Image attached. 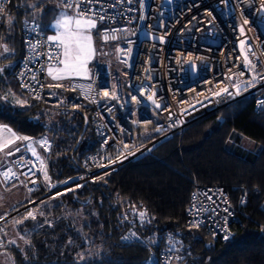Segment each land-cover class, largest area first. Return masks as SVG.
Masks as SVG:
<instances>
[{"label":"built area","instance_id":"built-area-1","mask_svg":"<svg viewBox=\"0 0 264 264\" xmlns=\"http://www.w3.org/2000/svg\"><path fill=\"white\" fill-rule=\"evenodd\" d=\"M49 2L76 13L75 5L66 8L63 0H44L40 7L43 9ZM262 5L264 0H143V4L141 0H97L92 4L85 3L83 7L92 8L97 14L93 18L100 23L96 30L101 44L114 43L118 62H132L126 83L130 96L126 98L110 83L113 74L108 66H93L88 79L63 81L65 86L76 89L93 110L98 148L85 155L83 169L78 175L53 182L51 178L50 181L44 180V172L40 170L41 161L43 167L46 166L44 160L39 155L40 159H37L26 147L1 168L4 182L19 181L30 193L40 192L24 206L30 208L37 201L62 196L118 170L152 144L172 133L181 134L189 122L222 106L250 99L254 110L259 111L264 106ZM3 7L0 49L5 45V32L11 18L7 0H4ZM19 8L30 10L32 16L21 21L22 56L14 76L26 95L37 97L45 90L47 68L59 65L56 60L49 59V53L55 56L59 49L41 31L42 12ZM99 16L104 19L99 20ZM146 34L154 38L145 37ZM105 35L107 41L103 39ZM139 35L142 38L137 40ZM240 42H243L241 49ZM245 55L255 68L246 65ZM249 83L252 86H247ZM238 84L239 94L235 87ZM224 88L228 92H222ZM104 92L109 95L105 97ZM149 112L161 119L153 126L154 135L146 131L142 140L141 131L137 129L153 122ZM117 156H120L118 161ZM9 170V178L5 180L3 173ZM242 199L247 202L244 190L238 196L239 205L246 203L242 204ZM120 206L121 240L142 244L147 250L145 264H175L183 257L180 240L174 239L172 234H164L162 240L155 233L148 236L140 230L147 220L144 208L128 209L123 203ZM140 212L146 215L140 217ZM6 220L7 217L0 219V229L3 230L0 231V245ZM235 220L236 213L226 187L201 183L193 178L186 205V223L191 226L193 222L198 223L211 231L215 238L228 241L232 237L230 225ZM225 235L229 239H224Z\"/></svg>","mask_w":264,"mask_h":264},{"label":"trees","instance_id":"trees-1","mask_svg":"<svg viewBox=\"0 0 264 264\" xmlns=\"http://www.w3.org/2000/svg\"><path fill=\"white\" fill-rule=\"evenodd\" d=\"M43 1L7 0L11 22L4 43L11 66L4 86L26 105L0 102V123L30 138L49 135L52 145L46 168L52 181L59 182L80 173L85 155L98 148V137L93 110L78 92L76 99L74 89L61 84L59 94L67 98L62 102L48 97L46 87L41 95L30 97L15 79L22 56L21 21L32 16L30 10L19 7L31 9L30 5ZM56 12L51 2L43 7L44 35L49 36ZM105 45L113 46L115 52L114 43ZM115 69L114 65V75ZM242 137L253 140L257 148H245ZM193 178L228 190L236 213L230 240L221 241L205 226L186 223ZM242 190L247 202L239 205ZM39 195L32 193V200ZM263 201L264 106L255 111L250 99H240L189 122L181 134L157 141L118 170L62 196L35 202L36 219L21 225V230L28 229L29 243L22 247L5 243L0 248L10 252L15 264H145L146 248L121 240L123 203L128 209L146 210V225L140 228L146 235L155 233L164 240L163 235L169 233L180 240L184 252L176 264H264Z\"/></svg>","mask_w":264,"mask_h":264},{"label":"snow or ice","instance_id":"snow-or-ice-1","mask_svg":"<svg viewBox=\"0 0 264 264\" xmlns=\"http://www.w3.org/2000/svg\"><path fill=\"white\" fill-rule=\"evenodd\" d=\"M64 5L66 8H72L75 5L76 13L75 15H67L63 14L60 19H58L53 25L55 29H57L56 33L54 35H50L47 37V40L51 42L55 48L59 49V51L54 56L52 53H49V59H54L57 61L58 64L62 65V67H56L53 68L50 66L48 68V74L51 76V78L54 81L64 80V79H70L73 77L83 76L86 72V65L89 60V58L93 55L95 52V48L93 46V35H92V29H95L97 27V19L93 18L97 14L94 12L92 8H85L83 5L85 3L92 4L94 2H97V0H63ZM4 0H0V13L4 12L3 7ZM141 3L143 4V0H141ZM31 9L35 11H43V9L40 7L39 3H35L29 6ZM262 10H264V5H262ZM91 13V16L89 15ZM103 16H99V20H103ZM9 22H11V18H9ZM248 21L245 20V24H247ZM241 32H243V28L241 29ZM115 39V36L112 37ZM104 41L108 40V36L105 35L103 37ZM243 43V42H241ZM4 51L7 52L9 49L7 46L4 47ZM246 65H249L252 68H255V65L252 64V62L248 59V57L245 55L244 57ZM0 71H3V69H0ZM243 75V74H242ZM264 78V77H262ZM256 77H253V80H255ZM243 83V82H241ZM61 84H56L55 87H62ZM247 86H252L251 83H249ZM237 88V94H239V88L240 85H235ZM222 92H228L227 88L221 89ZM220 93H217L219 95ZM229 95H232V93H228ZM109 95L108 92H104V96L107 97ZM151 100L152 97H149ZM133 100H136V97L133 96ZM138 102V101H137ZM158 108L160 107L159 104L156 105ZM11 131L10 129L8 130ZM159 131V129H157ZM15 136V134H12ZM30 137L23 136V137H15V140H21V141H27ZM15 140L8 139L4 141L3 143H0V150H4L9 148V146L13 143H15ZM47 141H43V145H46ZM29 149L32 150V153L34 156L37 157V159H40V157L36 154L35 150L32 149L31 145H28ZM128 145H125V148H127ZM47 150V149H45ZM16 152H19L20 149L17 147L15 149ZM7 155H12V151H8L6 153ZM121 156L124 155V153L120 154ZM120 159V156H117V161ZM116 161H109V163H115ZM42 167L41 171L44 172V180L50 181V177L48 176V173L46 169L43 167V162L41 161ZM10 171H6L3 173L5 180L9 178ZM12 175H15V173H12ZM66 183V181L64 182ZM50 187H54V185H49ZM223 195V193H221ZM59 195V193L57 194ZM55 198V197H53ZM225 203H227V199L225 198ZM245 200H241V203H245ZM225 211L227 212L228 209L226 208ZM140 217H144L146 215L145 212L139 213ZM231 215V213H229ZM31 218L33 220L36 219L35 215L30 211L28 212L25 219ZM0 219H3V217H0ZM22 220L15 221L16 224L22 223ZM51 226V225H49ZM193 227H199L198 223L193 222ZM0 231H3L0 229ZM23 238V237H21ZM224 239H229L228 235H225ZM9 243H15V241H10ZM25 243H29V241H25Z\"/></svg>","mask_w":264,"mask_h":264},{"label":"crops","instance_id":"crops-1","mask_svg":"<svg viewBox=\"0 0 264 264\" xmlns=\"http://www.w3.org/2000/svg\"><path fill=\"white\" fill-rule=\"evenodd\" d=\"M53 5H55L57 7V10H58V8H61V9L65 10V12L67 11V12L75 14V12H73L72 10H67L64 7H62L61 5H58V4H55V3H53ZM42 13H43V11H42ZM97 23H98V25L100 24L99 22H97ZM9 25H10V22H9ZM99 44H100V47L98 49V55L102 54V55H106L107 57H111L110 56L111 55V50L107 49L104 45L101 44V42ZM4 47L0 49V69H3V71H0V95L5 96L6 99H7L9 97L14 96L15 94L11 93L10 90L6 86H4L5 84H7V81L5 80L6 71H7V69H9V66H11V62H10V60L8 58V55L10 54V51L5 52L4 51ZM113 54H114V52H113ZM95 65L103 66V67L104 66H108V68L110 67V69L112 70V74L114 75V70H113L114 65H113L112 60H109L107 58H103V59L100 58L98 61L91 62V64H90L91 71H92L93 66H95ZM52 67H56V66H52ZM48 68H47L48 79H47V83H46V95L48 97H50V98L58 97L61 102L62 101H66L67 100L66 96L65 95L62 96L61 94H59L60 93V91H59L60 87L59 88L55 87V85H56L55 82L56 81L54 82V80L51 78V76H49ZM74 90L76 91V99H77V98H79V96L77 94L78 91L76 89H74ZM16 97H18V96H16ZM15 105H18L20 107H24L26 104L22 101V103L20 102V103H17ZM9 129L11 130L10 132L8 131ZM13 133L15 134V136L12 135ZM23 136L24 135L18 133L10 125H8L6 123H0V143H3L4 141H6V140H8L10 138L15 140V137H23ZM43 141H47V144L43 145ZM28 145H31L32 149L35 150L36 154L39 155L45 162V158H46V156H47V154H48V152H49V150L51 148L52 142H51L50 136L46 135V134H42V135H40V136H38L36 138H30L27 141L15 140V143L11 144L9 146V148L4 149V150H0V174L1 175H2L1 168L3 167V165L7 164L10 161L11 157L13 155H15L16 153H18V152L15 151V149L17 147H19V149H20L19 152H21V151H24L26 149V147L29 149ZM45 149H47V150H45ZM8 151H12L13 154L12 155H7L6 153ZM30 151L32 152V150H30ZM44 168L47 171L46 166ZM48 176L50 177L49 174H48ZM4 184L9 190H11V192L18 190L19 187H21L22 190H24L23 195L18 200L19 204H16L14 206V207H16L18 205H22L17 210H14L13 212H11V210L14 208L13 207L12 209H10V215H6V213L4 212L5 208H1L0 209V217H7V220L4 222L5 232L3 234V239H2L3 243L2 244H5V243L8 244L10 241H13V240L17 239L16 238L17 236L14 237V236H11L9 234V230H8V222H9V220L11 218H14V222L13 223H14L15 229L18 232L20 231L19 233L21 235H25L26 232H28V229H26V227H24L23 230H21L22 229L21 225L24 223V221L31 220V218L25 219V217L27 216L28 212L31 211L33 213V215L36 216V209H35L34 205H32L30 208H28V207L24 208V206H26L27 204L32 202V193H30L29 191L26 190V188L24 187L22 182L16 181V182H13L11 184H6L4 182ZM14 184H18V185L14 186ZM263 203H264V201H263ZM19 211H23L21 213V216L18 215ZM17 220H22L23 222L20 223V224H16L15 221H17ZM24 243L25 242H23V244ZM0 264H15L14 261H13L12 255L10 254V252L7 249L0 248Z\"/></svg>","mask_w":264,"mask_h":264},{"label":"rangeland","instance_id":"rangeland-1","mask_svg":"<svg viewBox=\"0 0 264 264\" xmlns=\"http://www.w3.org/2000/svg\"><path fill=\"white\" fill-rule=\"evenodd\" d=\"M63 14H67V15H75L73 13H70V12H65V10L61 9V8H58L57 10V13L55 15V17L53 18V20L51 21V23L49 24V27H50V32H49V36L50 35H54L57 31V29H55L53 27V25H55L56 21L58 19H60V17L63 15ZM97 26H98V23H97ZM97 28V27H96ZM96 28L95 29H92V35H93V46L95 48V52L93 53V55L89 58L88 62H87V65H86V72L83 76H78V77H73V78H77V79H88L89 76H91V62L93 61H98L100 58L103 59V58H107L109 60H112L113 62V65L116 66V73L115 75H113L112 79H111V84L115 87V88H118L122 93L123 95L128 98L130 96V92L127 88V80L129 78V74H130V66H131V61H126V62H118L117 60V57H116V53L114 52V48L113 46L111 45H105V47L109 50H111V57H107L106 55H98V49L100 47V40H99V36L98 34H96ZM145 37H148V38H154V36H150V35H147ZM142 38V35H139L137 37V40L141 39ZM239 48L241 49V42L238 44ZM114 52V54H113ZM134 57V54L133 56L131 57V60L133 59ZM133 61V60H132ZM56 67H62V65H57ZM56 67H53V68H56ZM192 73H194V70H191ZM73 78H70V79H73ZM67 79H64V80H59V81H54L56 84H59V83H62L63 81H65ZM53 82V83H54ZM14 95V94H13ZM4 101H7L11 104H17V103H22L21 101V98H18L16 97L15 95L12 96V97H9L6 99L5 96L3 95H0V102H4ZM149 115L153 118V122H150L148 124H143L141 125L140 127H138L137 130L141 131V136L144 138L146 136V131L149 132L150 135H154L153 133V126L158 122L160 121V117L155 114L154 112H149ZM142 128V129H141ZM241 142L243 144V146L247 149H256L257 148V145L256 143L247 138V137H242L241 139ZM126 163V162H125ZM0 209L1 208H5V213L6 215H10V209H12L16 204H19L18 203V200L21 198V196L23 195V192L24 190H22L21 187H19L18 190L16 191H12L9 190L5 184H4V181H3V177L2 175L0 174ZM18 184H14V186H16ZM25 200V199H24ZM263 208H264V203L262 204ZM14 218H11L8 222V230H9V234L11 236H14L16 237L17 239H15V245L19 246V247H22L23 246V242L26 241V237L25 235H21L16 229H15V226H14ZM22 232V231H21ZM23 237V238H21ZM176 264V263H175Z\"/></svg>","mask_w":264,"mask_h":264},{"label":"bare ground","instance_id":"bare-ground-1","mask_svg":"<svg viewBox=\"0 0 264 264\" xmlns=\"http://www.w3.org/2000/svg\"><path fill=\"white\" fill-rule=\"evenodd\" d=\"M152 64V66H154L155 64L154 63H151Z\"/></svg>","mask_w":264,"mask_h":264}]
</instances>
